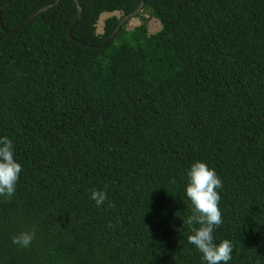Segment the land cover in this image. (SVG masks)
I'll return each mask as SVG.
<instances>
[{"label": "trees", "instance_id": "trees-1", "mask_svg": "<svg viewBox=\"0 0 264 264\" xmlns=\"http://www.w3.org/2000/svg\"><path fill=\"white\" fill-rule=\"evenodd\" d=\"M54 1L0 0V137L23 168L0 196V264H206L187 239L196 161L223 183L227 264H264V0H145L107 44L144 0L26 22Z\"/></svg>", "mask_w": 264, "mask_h": 264}, {"label": "clouds", "instance_id": "clouds-1", "mask_svg": "<svg viewBox=\"0 0 264 264\" xmlns=\"http://www.w3.org/2000/svg\"><path fill=\"white\" fill-rule=\"evenodd\" d=\"M22 171L21 164L15 159L12 140L8 137H0V196L9 200L12 198ZM222 187V180L206 162L192 163L187 172L185 188L186 196L193 206L192 215L188 217L187 223L189 226L197 224L199 227H193L192 234L187 239L189 244L194 245L202 253L206 264H222V262L227 264L232 259L234 250V245L228 239L219 243L214 242V230L223 222L219 207L221 196L217 191ZM90 198L100 206L107 201V193L93 189ZM114 206V204L109 205V207ZM34 238V231H23L12 237V243L27 248Z\"/></svg>", "mask_w": 264, "mask_h": 264}, {"label": "water", "instance_id": "water-1", "mask_svg": "<svg viewBox=\"0 0 264 264\" xmlns=\"http://www.w3.org/2000/svg\"><path fill=\"white\" fill-rule=\"evenodd\" d=\"M59 0H56L52 3H50L49 5L41 8L40 10H38L34 15H32L26 22H29L31 20H33L35 17H37L40 13H42L43 11L45 10H48L50 7L56 5L58 3ZM145 3V0L139 5V7L132 13L128 14V15H125L122 20L120 21L119 25L117 26V28L115 29V31L112 33V35L109 37V39L107 40V43H109L113 38L114 36L119 32V30L121 29L122 25L130 18L134 17L137 13H139L141 11V9L143 8V5ZM77 5H78V8L80 10V14H79V18L78 20L76 21V24L78 23L79 19L81 18L82 16V10H81V7L79 5V3L77 2ZM0 20H1V15H0ZM70 34H71V31H70Z\"/></svg>", "mask_w": 264, "mask_h": 264}, {"label": "rangeland", "instance_id": "rangeland-1", "mask_svg": "<svg viewBox=\"0 0 264 264\" xmlns=\"http://www.w3.org/2000/svg\"><path fill=\"white\" fill-rule=\"evenodd\" d=\"M113 14H118V12H115V13H103L100 17V20L98 22V26H97V32L98 33H102L103 32V27H104V20L108 17V16H111ZM140 23V20L138 18H132L131 22H130V27H134L136 25H138ZM161 28V23L158 19L156 18H153L150 23H149V29H150V32H156L158 31L159 29Z\"/></svg>", "mask_w": 264, "mask_h": 264}]
</instances>
